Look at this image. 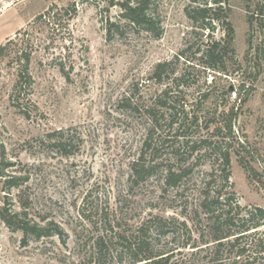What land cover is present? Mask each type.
<instances>
[{
  "label": "rangeland",
  "instance_id": "obj_1",
  "mask_svg": "<svg viewBox=\"0 0 264 264\" xmlns=\"http://www.w3.org/2000/svg\"><path fill=\"white\" fill-rule=\"evenodd\" d=\"M210 1L154 0L152 8L161 17L159 37L128 31L122 39L108 41L105 17L114 19L119 10H106V0H0V46L24 31L27 35L17 38L30 39L33 46L29 119L9 103L18 53L0 58V163L3 147L11 164L5 174L28 178L18 188L5 189L0 177V208L21 213L20 204H26L25 221L45 227L55 222L63 232L40 239L30 233L24 241L20 230L0 219V264H93L98 245L106 249V264H129L126 257L119 262V238L156 217L170 225L158 244V250L172 254L169 264H205L212 244L201 242L206 238L200 237L203 227L194 216L193 203L213 160L200 147L190 155V146L215 140L213 126L222 119L233 125V133L224 138L231 151V191L241 207L264 209V65L255 72L243 64L249 50L248 15L262 0H228L223 7L233 29L234 55L231 59L227 51V75L197 66L199 48L227 39L222 26L208 32L187 17V10L204 4L215 8ZM41 14L45 23H33ZM252 36L254 47L259 37ZM180 53L182 58L175 61ZM163 62L170 63L163 82L149 80ZM234 63L255 73L244 78L251 90L243 105L234 95L244 82ZM179 74L186 76V84L171 82ZM162 91L168 107L159 110L153 128L145 110ZM171 108L178 111L175 123L186 119L185 134H174ZM230 109L232 115L220 114ZM60 130L68 131L69 155L50 146L56 139L46 137ZM146 144L157 151L155 162L163 163L154 174L133 179L130 166L148 150ZM172 156L190 171L170 187L164 186L160 170L175 167ZM148 160L151 157L145 155ZM181 222L189 232L184 237ZM186 240L197 248H183Z\"/></svg>",
  "mask_w": 264,
  "mask_h": 264
},
{
  "label": "trees",
  "instance_id": "obj_2",
  "mask_svg": "<svg viewBox=\"0 0 264 264\" xmlns=\"http://www.w3.org/2000/svg\"><path fill=\"white\" fill-rule=\"evenodd\" d=\"M153 2L154 0H106V10L113 7H117L119 10L116 18L110 19L109 15L105 17L106 39L108 41L122 39L128 34V31L137 35L144 32L151 37H159L162 33L161 17L156 8H152ZM227 3L228 0H211L210 4L215 8L204 4V6L186 11L187 17L195 25H198L200 29L213 32L218 25L227 29L226 41H208L204 44L202 51L199 48L196 52L200 54L197 59L198 63H200L197 65L198 67L220 75H227L226 73H228L226 67L227 61L225 59L227 51L230 53L231 59L234 55V51L231 48L233 29L229 21H226V15H224L227 9L223 8ZM45 18L46 16L41 14L35 18L33 23L44 24ZM247 23L249 27V50L244 56L243 64L251 70L253 69L252 71L257 72L258 68L264 65V0L255 7L254 11L249 12ZM25 32H18L14 40H8L4 45L0 46V58L8 57L12 51L18 53L17 73L9 95V103L21 116L29 119L31 115V110L29 109H31L30 105L32 106L30 96L33 87V79L29 73V66L33 46L30 39L17 38L21 35H27ZM252 35L259 37L258 44L254 47L252 44L254 37ZM182 56L183 53L178 54L175 57V61H179ZM236 65V75H239L241 72L242 81H244V78H250L255 74L242 70L241 63H237ZM169 66V62L158 63L154 67L149 80L162 83L163 76L169 73L167 70ZM60 72L68 79V74L65 73L63 68L60 69ZM174 73L170 72V75ZM185 78L184 74H179L175 78H172L171 82L177 86L183 85L182 83L186 84ZM166 79H169L168 76ZM244 83L245 81L241 82L240 89L234 93L235 98L240 101V105H243L247 101L248 92L251 90V86L245 87ZM242 92L245 93V98H241ZM166 96V91H162L156 97L153 106L146 107L147 119L153 125V128L157 124L159 110L162 107H168L163 101V98H166ZM129 100L126 99L128 106L130 105ZM171 109L172 112L169 116L172 126L175 121H178L173 119L178 111L175 108ZM232 113L233 111L230 109L227 113L224 110L220 114H225L228 117ZM185 123L186 119H182L180 124L176 122L177 128L174 134H185ZM213 130L215 140L200 142L202 146H190V155L200 147L203 150L207 149L204 152L205 155H208L213 160L210 172L204 174L198 188L194 192L195 199L193 203V213L195 218L198 219L197 223L200 228H204L200 230V237L206 238V240H201V242L203 245L212 244L211 249H209L211 250L210 254H208L209 258H207L208 260L205 264H264V232H260V229L264 228V209L261 207H241L235 194L231 191L229 181L231 151L226 146L224 138H228L233 133V125L230 119H222V122L214 124ZM65 133H68V131L60 130L49 133L46 137L49 141L56 139L50 142V146L57 147L62 151L63 155H69L71 153L67 152L66 149L67 146H70V142L65 140L67 139ZM186 146L188 147V142H186ZM204 146L205 148H202ZM146 147L148 150H143L130 166V177L133 179L142 180L144 177L154 174L163 163L155 162L159 158L157 151L150 149L149 144H146L145 149ZM145 155L151 157V160L145 162ZM1 157L0 177L3 179L5 189L18 188L20 184L26 183L28 178L25 176L17 177L5 174L4 168L11 164L5 159V149L3 147H1ZM172 159L175 162V167H164L160 170L163 174L164 186L171 187L177 185L190 171L189 166L185 167L176 164L177 156H172ZM20 207L22 209L21 213L9 211L5 207L0 208V219L8 228L20 230L24 234V241L27 240L30 233H34L36 239L49 237L50 235H63L60 226L55 222H48L45 227L35 222L30 224V222L25 221V209L27 206L21 203ZM200 216H204V219H199ZM167 222L165 219L156 217L145 222L135 232L131 233L130 236L119 238V241L122 243L119 250V259H121L119 262L122 263V259L126 257L129 264H169L172 254L169 256V252L158 250L159 241L167 234L165 229L170 226ZM180 226L183 229L181 236L189 235L185 223L181 222ZM100 244L102 245V243ZM182 247L197 248V246L190 244L188 240H186ZM105 251L106 249L98 245L93 264H106Z\"/></svg>",
  "mask_w": 264,
  "mask_h": 264
}]
</instances>
